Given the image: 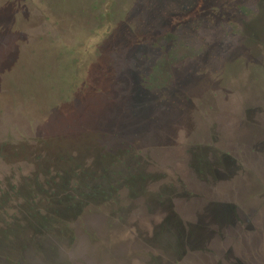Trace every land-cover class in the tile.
Returning a JSON list of instances; mask_svg holds the SVG:
<instances>
[{
    "label": "rangeland",
    "instance_id": "1",
    "mask_svg": "<svg viewBox=\"0 0 264 264\" xmlns=\"http://www.w3.org/2000/svg\"><path fill=\"white\" fill-rule=\"evenodd\" d=\"M229 75L249 97L261 88L264 0H0V264L23 240L56 250L73 216L60 181L90 195L137 190L106 155L117 143H129V168L166 176H142L141 190L176 188L170 204L183 228L205 208L238 206V193L248 218L251 157L239 137L249 130L221 113ZM91 172L104 177L90 181ZM138 194L120 198L125 214L145 202ZM58 197L62 206L51 204ZM161 208L154 219L169 212ZM210 229L215 249L227 238L220 224ZM202 233L195 226L193 241Z\"/></svg>",
    "mask_w": 264,
    "mask_h": 264
},
{
    "label": "flooded vegetation",
    "instance_id": "2",
    "mask_svg": "<svg viewBox=\"0 0 264 264\" xmlns=\"http://www.w3.org/2000/svg\"><path fill=\"white\" fill-rule=\"evenodd\" d=\"M233 76H230L232 82L230 85L224 77L221 80L223 89L224 87L232 88L231 90L222 89L224 96H221V113L238 117L239 120L233 123L234 129L249 130L245 138L236 136L247 146L249 145L248 151L250 150L248 218L242 215L240 193H238V206L226 202L220 204L215 210L205 208L201 216L194 220L195 223H188L187 229L188 224H185L183 228L182 222L180 223L179 218L175 217L176 214L170 204L172 197H177L176 188L171 186L148 192L149 189L143 186L144 190H141L139 185L142 176L144 178L146 175L144 182L146 184L153 183L157 177L161 179L166 176L154 170L153 173L143 170L145 173L143 175L135 168H129V164L134 166L130 162L132 157L128 156L130 160L125 159L127 158L125 154L129 153V143H117L109 148V152L113 154L110 155L108 152L106 155L117 161L119 169H115V172L121 179L124 178L122 182L134 186L137 190L125 192L124 187L110 188L109 186L90 195L85 193L84 189H79L81 185L74 188L67 185L69 184L67 180L60 181L61 190L55 187V191L58 194H65L61 197L68 207L64 208L73 216L65 221L58 233L57 243L53 245L56 250L48 252V249H45L42 252L40 248V252L38 249L31 251L28 242L23 240L17 249H12L11 254L8 255L7 264H264V154L260 153L264 149V137H262L264 135V80L260 79L261 88L249 97L248 91L245 88L241 89ZM243 84L252 85L251 80L248 79H244ZM240 92H246V94H240ZM229 93L234 98L232 102L225 98ZM244 103L253 105L254 109L248 105L249 110L238 111L236 107ZM225 119L229 120V117ZM202 160L206 163L204 159ZM220 164L224 167L229 166L226 160L223 163V159L216 165ZM91 174L87 176L90 181L98 177L102 180L104 177L95 172ZM50 182L54 185L52 179ZM135 182L137 184H134ZM208 190L211 191V189ZM88 191L90 192L89 189ZM134 193L144 194L145 202L134 205L130 213L126 210L125 214L123 212L125 208L121 207L120 201L125 198L128 200V196L133 197ZM47 196L45 195V205H49ZM185 199L191 202L192 197L188 195ZM50 202L53 205L62 206L59 197ZM96 205L101 206L103 211ZM164 205L165 210L168 209L169 212L163 213L164 216L161 219H154L151 214H156L157 210ZM189 209L192 208L189 207ZM168 214L173 215L171 219L167 216ZM16 222L17 219L14 224H17ZM214 223L220 224L224 238H227L220 240L221 243L216 245L215 249L210 246L214 235L210 225ZM195 226L203 230L197 242H194L191 237V230ZM224 228L228 229L229 235L233 234L232 240L229 239V235H225ZM230 241L231 244H228ZM44 245L46 248L49 246L47 239L38 246ZM195 245L198 247H194Z\"/></svg>",
    "mask_w": 264,
    "mask_h": 264
}]
</instances>
